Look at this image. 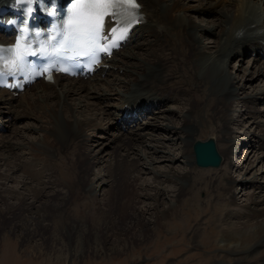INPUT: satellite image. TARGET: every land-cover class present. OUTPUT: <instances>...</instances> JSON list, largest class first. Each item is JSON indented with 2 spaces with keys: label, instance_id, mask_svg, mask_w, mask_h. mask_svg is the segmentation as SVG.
I'll return each instance as SVG.
<instances>
[{
  "label": "bare ground",
  "instance_id": "6f19581e",
  "mask_svg": "<svg viewBox=\"0 0 264 264\" xmlns=\"http://www.w3.org/2000/svg\"><path fill=\"white\" fill-rule=\"evenodd\" d=\"M15 1L0 0V10L8 13ZM139 3L141 18L108 62L110 69L88 81L58 77L54 85L41 83L19 98L0 90V239L7 244V236L20 232L24 246H35L34 260L56 264L108 252L129 256L141 246L148 252L157 247L154 264L164 259L176 264L165 248L204 237L200 228L206 223L198 218L211 205L218 212L215 223L224 243L218 246L221 254L195 257V264H264V190L242 203L234 200L236 181L229 169L236 161L238 136L227 119L232 103L239 104L242 96L229 62L246 58L249 68L256 62L249 80L264 77V47L259 45L264 0ZM214 12L209 23L192 17ZM205 37L214 38L211 45ZM0 41L8 42L9 35L0 31ZM260 97L264 89L245 93L243 115L241 108L234 121L245 129L243 120H252L242 135L247 143L250 138L254 142L242 147L251 145V154L263 163L264 122L255 118L264 101ZM171 101L179 107L162 111ZM254 102L255 109L249 110ZM23 119L37 123L30 128L43 136L29 142L26 128L11 131L9 124L16 127ZM159 119L172 126L160 127ZM91 130L101 133L99 138L109 135L110 144H91L85 138ZM168 132L180 142L179 154L167 149L166 140L172 141ZM211 139L224 166L198 171L193 145ZM158 154L170 165L155 169ZM147 175L152 182L140 183ZM244 182L255 190L260 181L254 177ZM167 185L173 190L167 191ZM158 234H164L163 241ZM191 257L178 264H193Z\"/></svg>",
  "mask_w": 264,
  "mask_h": 264
},
{
  "label": "rangeland",
  "instance_id": "374dc122",
  "mask_svg": "<svg viewBox=\"0 0 264 264\" xmlns=\"http://www.w3.org/2000/svg\"><path fill=\"white\" fill-rule=\"evenodd\" d=\"M189 5L195 6L196 2H188ZM193 18H195L197 20L198 23H206L204 22L205 20L208 21L207 23H209L210 21H213V19L216 17L215 12L212 14H203V15H193ZM214 38L213 37H205L204 38V42L207 43V45H211L213 42ZM203 43V42H202ZM251 67L249 68V63L248 60H246V58H244L242 61H240L239 59H232L229 62V67H228V71L231 72L233 75H235L236 77H239V86H240V103L244 102L242 100L241 97H243L246 94H250L254 91H260L264 89V77L259 76V75H255V77L253 78V82L251 80H249L250 78H252L254 76V68L258 65H255L256 62L250 63ZM249 68V69H248ZM247 72L251 73V75L247 78ZM242 79V80H241ZM253 84V85H250ZM242 86L246 87V89H242ZM264 97H260L258 98V100L263 99ZM237 104V102H233L232 103V110L230 111L231 114L230 116H228V122L231 124L232 129L234 130L235 135H237V139L235 138L234 140V144L236 146V149L234 147V151L236 152V156H235V163L234 166L230 167L229 169V173L230 176L232 177V179H234V181H236V185L233 189L234 192V200L236 202H243L248 200L249 198H253L254 197V192H256L257 194H255V196L258 195H262V191L260 189L264 190V178L261 170H262V166H264V162L263 163H259L256 160V156H254V154H251L253 151V148H251V145L247 146L245 148V146L242 147V144H248L251 142H254L251 140V138L249 139V142L247 143V139L246 136H243L242 133H244L246 131V128L249 127V123L252 122V120H243L244 121V126L245 129L241 126H237L239 125L238 122L234 121L238 115H239V110L242 108L241 112V116L243 115V108L244 106ZM254 104H249L250 106L248 107L249 110H253L255 109ZM164 107V106H163ZM177 107H179L178 103L175 101H171L169 103L166 104L165 108H162L164 110L167 109H176ZM264 101L262 105H259L258 108H256L258 110V116H256L255 118H257V121L260 122H264ZM255 114V112H254ZM153 116V115H152ZM239 116V118L241 117ZM155 116H153V121L155 122L156 120L154 119ZM232 120V123L230 122ZM240 120V119H239ZM143 121V120H141ZM151 121V120H148ZM147 121V122H148ZM175 122L177 125H181V121L179 119V116L176 115L175 117ZM16 123L18 124V126L16 127H12L9 124L10 129H12L11 131H22L24 128L25 129V133L27 134L26 136V140L29 142H33L35 141V139L42 137L43 134H37V129L35 128L34 130H31V125L35 124L38 125L37 123L32 121H27L26 119L23 120H19L16 121ZM157 123L160 125V127L163 128H169L170 126H172L171 124H168L166 121H163L162 119L157 120ZM20 126H24L23 128H21ZM18 127V128H17ZM262 128V127H261ZM261 128L258 127H254L252 130L253 131H260ZM11 131H9L10 134ZM167 131V130H166ZM99 133V132H98ZM97 131H89L88 134H86L85 138H89L91 140V144H98V143H102L105 145H109L110 141L108 140L109 138H111L109 135L108 137H103V138H99L101 135V133L98 134ZM110 134H113V131H109ZM167 135L170 137V139L172 141L166 140V147L168 150H171L172 152H175L176 154H179L181 152V145L180 142L177 140L176 137H174L172 134H170L169 132L167 133ZM98 142V143H97ZM145 143H147L145 141ZM154 143V142H153ZM155 144H159L158 142H155ZM233 144V145H234ZM238 152H237V151ZM63 153V151H62ZM144 154V153H143ZM157 158L159 159L156 163H154V168L157 170H160L162 168H164L165 166H169L170 162L169 160H163V156L162 154H158L156 155ZM245 169L243 168V163H245ZM143 164V162H142ZM222 165V164H221ZM181 166L180 164H175L174 167H176V171H181V169H179L178 167ZM224 165L220 166L223 167ZM219 167V168H220ZM145 169H147V166L145 167ZM198 171L199 170H203V169H199L197 168ZM208 170H213L214 169H208ZM220 170V169H218ZM244 170V171H243ZM248 170V173H246L245 171ZM245 173V174H244ZM262 174V176H260ZM15 176H18L19 178L22 176L21 173H17ZM245 176V177H244ZM254 177H256V179L258 181H260L259 183H257L256 189H252V188H246V183L248 182H244L245 180H251ZM260 177V178H258ZM148 179L150 182H152V176H145L143 179H140V183H144V181ZM10 188H14L15 185L13 183L9 184ZM167 191H172L173 187L167 185ZM258 187H260L258 189ZM206 197L205 193H201L200 194V198L201 200H203ZM126 198V197H125ZM206 213L202 210L201 215L198 218V221L200 220V222H205V225H202V227L200 228V232L202 234H206L204 237L199 235L196 239V242L191 240L189 238H186V240H181L180 244H177L175 246H173L172 250H169L170 248L167 249V247L165 248V251L167 252V258H170L173 260V263H180L183 260L188 259V257L194 258L191 261L193 262V264L196 263L197 258L195 257H199V256H206V257H213V256H218L219 254H221L220 251H218V246L223 245L224 241H222V236L220 234H218L217 232V227H216V223H215V216L217 215V211H216V207H212L211 205L207 206V209H205ZM191 212V211H190ZM205 214H208V216L204 219L203 216ZM193 216V215H192ZM207 221V222H206ZM213 222V223H212ZM205 230V231H204ZM2 232V231H1ZM1 235V234H0ZM21 233L19 232L18 234H10L9 236L6 237L7 239V244L4 243L5 238L3 239V237L0 239V264H56L54 262H48L47 258H41V259H37L34 260V256H33V252L35 250V246L32 245H28V246H24V243L22 242V236L20 237ZM210 235V236H209ZM212 236V238H211ZM158 239L159 241H163V236H161V234H158ZM211 238V239H210ZM198 240V241H197ZM202 242H201V241ZM206 240V241H205ZM39 241V240H38ZM193 241V243H192ZM200 242V243H199ZM195 243L197 244V246L195 247ZM205 243V245H203ZM153 244V243H152ZM152 246V245H151ZM154 247V244H153ZM160 250V248H159ZM169 251L171 253H169ZM157 253H158V249L157 247L155 249H152L151 252H148V247L146 246H141L139 248H136L135 250L131 251L129 256L125 255L123 257H117L115 256V254H111V252H108L106 254H101L100 256H91L89 255L87 258L82 259L81 261L78 259L75 260H70V259H66L65 261H63L61 264H154L157 262ZM111 254V255H110ZM102 256V257H101ZM222 256V255H221ZM98 257V258H97ZM156 258V259H152V258ZM146 259H152L150 261H147ZM70 261V262H69ZM156 261V262H155ZM162 264H167L168 263V259H164L162 260Z\"/></svg>",
  "mask_w": 264,
  "mask_h": 264
},
{
  "label": "snow or ice",
  "instance_id": "6c2138e0",
  "mask_svg": "<svg viewBox=\"0 0 264 264\" xmlns=\"http://www.w3.org/2000/svg\"><path fill=\"white\" fill-rule=\"evenodd\" d=\"M24 2L31 3V0H24ZM141 8L139 0H73L67 26H61L59 32L61 44L55 52L60 53L64 50L73 52L75 56H91L93 62L98 63L99 53L110 55L114 49L121 46L129 34L131 25L141 18ZM112 19L124 25L115 39L108 35L107 29V21ZM110 31L115 32V28ZM102 40H110L111 43L105 44ZM22 47V43L18 41L15 49L7 50L15 55L14 60L6 61L3 56H0V74H3L5 65L9 72L22 70L24 60L20 51ZM2 51L4 50L0 49V52ZM58 70L65 71V69Z\"/></svg>",
  "mask_w": 264,
  "mask_h": 264
},
{
  "label": "water",
  "instance_id": "95a60500",
  "mask_svg": "<svg viewBox=\"0 0 264 264\" xmlns=\"http://www.w3.org/2000/svg\"><path fill=\"white\" fill-rule=\"evenodd\" d=\"M193 152L196 166L199 168H218L222 164L223 158L213 139L195 142Z\"/></svg>",
  "mask_w": 264,
  "mask_h": 264
}]
</instances>
